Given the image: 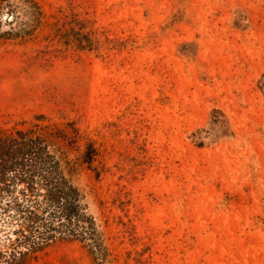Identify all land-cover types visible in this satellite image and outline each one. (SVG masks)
<instances>
[{"label":"rangeland","instance_id":"374dc122","mask_svg":"<svg viewBox=\"0 0 264 264\" xmlns=\"http://www.w3.org/2000/svg\"><path fill=\"white\" fill-rule=\"evenodd\" d=\"M34 2L39 25L0 39V128L79 129L106 264H264V0ZM29 264L97 263L64 243Z\"/></svg>","mask_w":264,"mask_h":264},{"label":"trees","instance_id":"16d2710c","mask_svg":"<svg viewBox=\"0 0 264 264\" xmlns=\"http://www.w3.org/2000/svg\"><path fill=\"white\" fill-rule=\"evenodd\" d=\"M4 14L13 18L3 22ZM41 18L34 0H0V39L29 35ZM3 24L10 30L2 32ZM78 42L81 48L91 44L86 38ZM81 138L73 123L44 116L0 128V264H29L64 243L85 244L97 264L109 261L105 234L74 184L68 161L66 150ZM97 152L93 142H85L83 163L89 168Z\"/></svg>","mask_w":264,"mask_h":264}]
</instances>
